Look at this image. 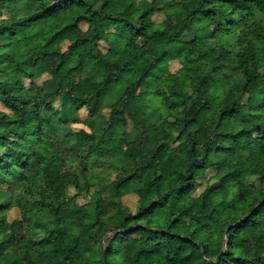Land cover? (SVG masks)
Listing matches in <instances>:
<instances>
[{
	"label": "trees",
	"instance_id": "16d2710c",
	"mask_svg": "<svg viewBox=\"0 0 264 264\" xmlns=\"http://www.w3.org/2000/svg\"><path fill=\"white\" fill-rule=\"evenodd\" d=\"M0 264H264V0H0Z\"/></svg>",
	"mask_w": 264,
	"mask_h": 264
},
{
	"label": "rangeland",
	"instance_id": "374dc122",
	"mask_svg": "<svg viewBox=\"0 0 264 264\" xmlns=\"http://www.w3.org/2000/svg\"><path fill=\"white\" fill-rule=\"evenodd\" d=\"M107 55L108 56H115L116 54L113 51H109V52L107 51ZM176 56H177V54L174 53L170 57L171 60H172L170 62V69H171V71H175L177 69V67H178V64H177L176 60H173V59L176 58ZM176 75H180V72L178 71L176 73ZM141 91H145V89H140V93H142ZM218 103H219L218 100H215V101H213L212 106L215 107V106H217ZM80 113L82 115H85V111H83V110H81ZM231 122H232V116H228V117L225 118V122H224L225 124L229 125V124H231ZM185 147H186V144H177L176 143L174 145L169 146L167 148V152H169L171 150H173V151H181ZM240 150H242V156L237 160V162L235 163L234 167H237L239 169V171H242L244 169V165L247 163V158L248 157H247V154H246V147H245V145L242 146L240 148ZM201 187H199V188H201ZM134 201H135V198L133 196H131V195L130 196H127L125 198V202L132 208V210H134V208H135V202ZM18 203H19V206H22L23 205L22 201H20V200H18ZM18 215H19V209L16 208V207H14L9 212L8 217H9V219H11V218H13L15 216H18ZM149 218H155V215L150 216ZM209 229H210V231L212 233H215V231H216L215 228H213V227H209ZM139 242H140L139 235H133L132 234V235H129L127 237L118 236L117 239L114 240V242L112 244L115 245V244H120L121 243V244H123V245H125L127 247H131V246H134V245L139 244ZM102 244L103 245H106L107 244V239L103 238L102 239Z\"/></svg>",
	"mask_w": 264,
	"mask_h": 264
}]
</instances>
